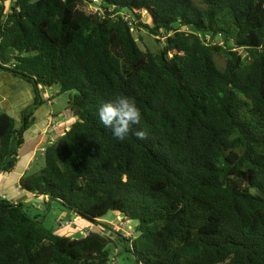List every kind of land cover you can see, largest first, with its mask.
<instances>
[{
    "label": "trees",
    "instance_id": "trees-1",
    "mask_svg": "<svg viewBox=\"0 0 264 264\" xmlns=\"http://www.w3.org/2000/svg\"><path fill=\"white\" fill-rule=\"evenodd\" d=\"M84 4L0 8V70L36 90L20 121L0 111V175L18 164L42 89L59 86L76 120L20 188L107 231L61 235L0 193V264H117L112 244L132 264H264V0ZM135 28L164 45L144 50ZM120 94L147 139L100 122ZM108 213L136 221L135 235L113 238Z\"/></svg>",
    "mask_w": 264,
    "mask_h": 264
},
{
    "label": "crops",
    "instance_id": "crops-1",
    "mask_svg": "<svg viewBox=\"0 0 264 264\" xmlns=\"http://www.w3.org/2000/svg\"><path fill=\"white\" fill-rule=\"evenodd\" d=\"M6 1L7 3L9 2V0ZM10 77L13 76L9 72L0 70V111L6 112L13 117L12 112H16L17 116L14 118L20 121L24 106L28 107L34 103L36 90L25 81L20 82L22 84L19 86L17 78L13 77L14 80H11ZM11 85L15 86V88L11 87ZM54 89L55 86L42 89L41 95L44 103L37 108L35 123L25 133L26 143L20 151L18 164L11 173L0 175V193L3 196H6L9 200L17 199L14 201L15 203H23L29 208L34 206L38 210L43 205V199L37 198L33 193L19 190L20 179L26 173L32 172L37 154L40 152L43 155L41 150L61 137L76 120L74 113L68 106L64 111L60 110L58 113L54 111L56 103L53 95ZM48 97H50V101L47 100ZM53 117L56 121L54 125H51L50 120ZM87 224L89 223L86 222L84 226Z\"/></svg>",
    "mask_w": 264,
    "mask_h": 264
},
{
    "label": "rangeland",
    "instance_id": "rangeland-1",
    "mask_svg": "<svg viewBox=\"0 0 264 264\" xmlns=\"http://www.w3.org/2000/svg\"><path fill=\"white\" fill-rule=\"evenodd\" d=\"M82 8L87 11V12H91L92 8H90L89 4H84L82 6ZM125 14V12H123ZM142 20L143 22H147L148 18L146 16V14L142 15ZM135 35L136 38L138 40V42L140 43L141 47L144 50H151V51H157L160 48H162V46L164 45L165 41L164 39H160V41H158L146 28H135ZM11 80H14L13 77H10ZM18 80V85L20 86L23 82L20 79ZM11 87L15 88V86L11 85ZM53 91V90H51ZM54 93L53 95L55 96V107H54V111H56V113H58L60 110L64 111L67 106H68V100H69V93H61V89L59 86H55L54 89ZM58 91V92H56ZM26 109L27 106H24ZM12 114L14 115V117L17 116L16 112H12ZM61 119V117H60ZM29 136V135H28ZM44 165V159L41 155V153L39 152L36 156L35 159V164L32 167V172H37L41 169V167H43ZM11 191H13V189H11ZM27 195V194H25ZM17 199H12L11 201H16ZM31 207V206H30ZM29 213L33 216H41L44 219V223L47 227L54 229L55 231H58L61 235H65V236H70L72 238H80L82 236H84V234L82 233L83 231H86L89 227V224H87L86 226H84V224H86V222L84 220H79V222H77L74 226L70 227V228H59V220H66L67 217H69L68 215V211L64 210L62 207H60V205H58L55 202H51L49 204H44L43 201V205L41 207V209H37L34 206H32L31 208H29V206L27 207ZM105 223L109 224V226L113 227L114 230L110 231L109 234H111V236L114 238L116 237H124V238H129V235H126L122 230L118 229L116 224H115V215L113 213H108L105 216ZM137 225L136 221H130V226L132 227V230L135 231V226ZM84 226V227H83ZM83 227V228H81ZM98 228L105 232L104 230L106 228H104L103 226H98ZM107 231V230H106ZM109 232V231H108ZM112 252H113V260L117 262V264H132L131 261L126 260L123 256L120 257L119 256V252L121 251L120 248H116L113 244L110 246Z\"/></svg>",
    "mask_w": 264,
    "mask_h": 264
},
{
    "label": "clouds",
    "instance_id": "clouds-1",
    "mask_svg": "<svg viewBox=\"0 0 264 264\" xmlns=\"http://www.w3.org/2000/svg\"><path fill=\"white\" fill-rule=\"evenodd\" d=\"M98 115L104 127L110 129L120 141L130 133L140 140L147 139L146 131H134L133 126L140 124L141 113L134 100L128 96L120 94L114 100L103 103L98 109Z\"/></svg>",
    "mask_w": 264,
    "mask_h": 264
},
{
    "label": "built area",
    "instance_id": "built-area-1",
    "mask_svg": "<svg viewBox=\"0 0 264 264\" xmlns=\"http://www.w3.org/2000/svg\"><path fill=\"white\" fill-rule=\"evenodd\" d=\"M13 0H9V2L6 4V6L4 5V0H0V8L3 7L4 13H7L9 11L10 8V4ZM85 4H89L90 8H92L91 12L93 13H103V9L101 7L102 5V0H84ZM124 14V13H123ZM128 17V16H127ZM126 17V18H127ZM129 18V17H128ZM208 38L210 39V36H208ZM48 101H50V97L47 98ZM55 118H51L50 122L51 125H54L55 123ZM45 148L41 150L42 153H44ZM19 190H21V188L19 187ZM3 198H7L6 196H3ZM79 220H81L80 216L77 214H73L69 217L66 218V220H59V228H70L72 226H74L77 222H79ZM103 222H105L104 220H102ZM130 221L126 216L122 215L121 213H116L115 214V224L117 226L118 229L122 230L126 235H129L130 237H133L135 235V231L132 230V227L130 226ZM95 228H97L99 230V232L104 233L103 231H101L98 227H96V225H92L89 224V227L86 231H83L82 233L84 234V236L88 235L92 230H94ZM105 231V230H104Z\"/></svg>",
    "mask_w": 264,
    "mask_h": 264
}]
</instances>
